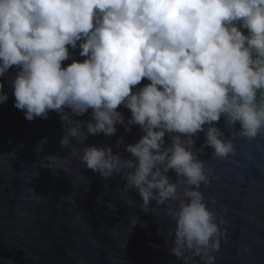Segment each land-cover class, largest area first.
<instances>
[{
  "label": "clouds",
  "instance_id": "9594fccd",
  "mask_svg": "<svg viewBox=\"0 0 264 264\" xmlns=\"http://www.w3.org/2000/svg\"><path fill=\"white\" fill-rule=\"evenodd\" d=\"M78 43L86 59L63 66ZM13 66L14 107L27 120L60 114L70 156L105 180L119 176L145 213L152 201L165 209L175 225L170 254L216 264L226 221L208 206L215 197L206 202L200 191L212 170L199 154L207 146L225 160L236 137L264 135V0H0V77ZM3 88L0 103L8 100ZM89 109L86 123L72 119ZM222 117L239 130L225 136ZM118 124L143 132L126 146L131 159L84 144L90 134L115 135Z\"/></svg>",
  "mask_w": 264,
  "mask_h": 264
},
{
  "label": "water",
  "instance_id": "95a60500",
  "mask_svg": "<svg viewBox=\"0 0 264 264\" xmlns=\"http://www.w3.org/2000/svg\"><path fill=\"white\" fill-rule=\"evenodd\" d=\"M69 51L65 67L73 59H86L79 55V43ZM17 71L13 66L0 77L8 94L0 103V264H184L170 254L172 237L167 233L175 225L162 206L152 201V212L145 213L141 197L135 190L125 193L119 176L105 180L70 156L71 145L60 144L65 135L60 114L49 111L47 119L29 121L14 107L11 81ZM148 83L144 79L137 87ZM117 110L125 121L130 118L123 105ZM90 114L91 109L72 119L86 123ZM217 126L225 136L240 127L227 128L223 117ZM116 127L115 135L90 134L84 144L111 147L131 159L126 146L143 132L138 125L130 132L124 125ZM195 139L200 148L205 136L199 133ZM234 144L235 155L225 160L213 159L207 146L199 154L212 170L211 184H202L200 191L206 202L215 197L208 206L226 221L228 240L221 241L216 264H264V135L254 140L236 137ZM53 155L60 159H45ZM168 175L176 179L173 172Z\"/></svg>",
  "mask_w": 264,
  "mask_h": 264
}]
</instances>
